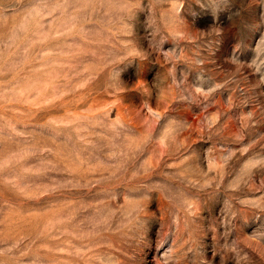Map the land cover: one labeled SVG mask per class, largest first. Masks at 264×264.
<instances>
[{
  "label": "rangeland",
  "instance_id": "1",
  "mask_svg": "<svg viewBox=\"0 0 264 264\" xmlns=\"http://www.w3.org/2000/svg\"><path fill=\"white\" fill-rule=\"evenodd\" d=\"M0 264H264V0H0Z\"/></svg>",
  "mask_w": 264,
  "mask_h": 264
}]
</instances>
